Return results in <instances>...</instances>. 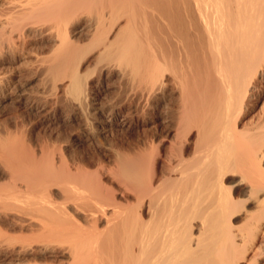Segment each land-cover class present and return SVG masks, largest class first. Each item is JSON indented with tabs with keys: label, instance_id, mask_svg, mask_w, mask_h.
Instances as JSON below:
<instances>
[{
	"label": "bare ground",
	"instance_id": "6f19581e",
	"mask_svg": "<svg viewBox=\"0 0 264 264\" xmlns=\"http://www.w3.org/2000/svg\"><path fill=\"white\" fill-rule=\"evenodd\" d=\"M6 4L0 51L46 41L39 86L61 84L83 132L147 119L162 131L93 170L0 135L5 264H264V0ZM3 80L2 98L22 103Z\"/></svg>",
	"mask_w": 264,
	"mask_h": 264
},
{
	"label": "rangeland",
	"instance_id": "374dc122",
	"mask_svg": "<svg viewBox=\"0 0 264 264\" xmlns=\"http://www.w3.org/2000/svg\"><path fill=\"white\" fill-rule=\"evenodd\" d=\"M7 1L8 0H0V9L7 6L6 4ZM40 19L41 17L38 19L39 20L38 25H40L38 27H40L41 29L47 28L46 26H49L48 23L43 22L42 21L43 19L41 20ZM35 37H40V36L37 35ZM24 41L23 40H20L19 42L15 41V45L17 43V45L15 46L16 50L14 49L15 47H13L12 48L13 50L9 49L7 50L8 52L6 50H4L5 52H3V50L0 51L4 53V54L0 53V75L2 79H4L3 83H5L4 84L5 87L3 86L2 89L4 90L6 89L7 90L6 93H8L11 90L10 88L14 86V88L17 87L15 91H17V93L20 96L22 95L21 96L22 103L21 102L19 103L16 101H12V99H10L13 93H11L9 97H5V98H2V94H0L1 97L0 98L1 99L0 100V135L2 134H3L2 136L11 135V137L9 136L10 141L16 139L15 141H18L17 143H19V145L21 142L22 145H20V147L24 146L25 149L27 148L26 151H30V152L36 150L40 144H42L41 146H47V147L49 146L51 148L53 146V148L55 147L57 149H61L63 152H65L64 153L65 155L68 154L66 156L68 160L71 158L72 159L83 158L85 160L87 159L86 162H89V164H94V166L92 165L93 167L91 168L93 170L95 168V165L97 166L98 163L105 164V161L107 163L108 160L107 156H109L110 154L108 153V151L109 150L111 151L113 147L114 148L118 146L125 147V145L128 144L130 145L131 142L133 144L142 138H147V137L152 138L155 135V133H161L162 131L161 125L160 127L157 125V127L159 128H156L154 127L156 125H153L155 124L154 121H152L154 119L151 120L147 119L148 120L147 122H142L136 125L133 124L134 127L131 126L130 128H128V130L127 129L123 131L113 130V132L110 131L111 133L109 131H107L108 133L98 132L99 134L98 133L97 134L99 136L96 133H93V135L91 133L88 136L85 132H83L81 125H79L80 120H78V118L75 115H73L72 111L70 112L69 110L70 107H68L67 106L68 104L64 102L65 100L62 97V93H60L62 91L60 88L61 84L57 86L58 87L57 89L60 88V91L57 89L52 90L54 91L53 94L54 96H51V93L48 91L51 90L49 89V87L48 88L46 87L48 90L47 89L44 90V88L41 86L42 91L40 90L41 88L39 85L41 84L40 82L41 78L39 79L38 76L39 77L41 76L40 74H38L39 72L38 69L36 70L37 64H35V68H34L33 63H35V61L33 59H35V56H37V54L39 53L38 51L40 46L42 49V51L40 50L41 53L45 51V49H43V46L44 48L47 47L46 50L49 48L47 46L48 43H46V41L43 42L40 41V38L39 39L34 38L33 41L30 40L28 41L24 39ZM38 44H40V46ZM37 45L38 47H36ZM41 53L38 54L39 56L36 57V59L37 58L39 59L40 56L43 57L42 55H40ZM45 53H47V51L42 54H44L45 56L46 55ZM9 86L10 88L8 89ZM107 86L95 90V92L97 93H94V96L98 98L97 101H101V100L103 101L104 99L105 101L106 99L108 100V98H110V93L111 92L114 93V90H116V87H113L114 84L113 85L110 84L109 85L110 87ZM261 87H262L261 93H264V83L261 84ZM44 91L46 92L44 93ZM107 91L110 93H108ZM47 92H49L48 95ZM58 95L61 96V98ZM26 96L28 98H26ZM41 97L43 99L47 98V100L45 99L43 100ZM25 98L27 100H25ZM61 101H63L64 103ZM62 104H64L63 107L65 108V110L68 108L67 110L70 113L67 110L66 112L69 115L65 112L64 108H62ZM259 106L260 103L256 108L253 109L254 110L253 113L260 111ZM160 128L161 130H159ZM155 130L158 131L156 132ZM95 134L97 136V139L94 138ZM141 135H143L144 137ZM86 136H88L89 139ZM138 136L140 137L139 140H138L139 138ZM0 228H2L0 229L1 231L4 230L2 226ZM1 231L0 233L4 232ZM3 257L4 256L0 252V264H5L7 261L5 260L6 258Z\"/></svg>",
	"mask_w": 264,
	"mask_h": 264
}]
</instances>
